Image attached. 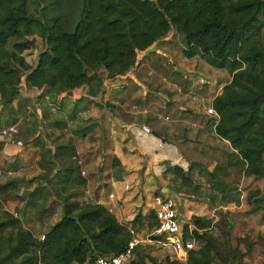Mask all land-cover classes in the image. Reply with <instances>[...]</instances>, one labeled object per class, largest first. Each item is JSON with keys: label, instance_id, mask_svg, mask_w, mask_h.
I'll return each mask as SVG.
<instances>
[{"label": "trees", "instance_id": "obj_1", "mask_svg": "<svg viewBox=\"0 0 264 264\" xmlns=\"http://www.w3.org/2000/svg\"><path fill=\"white\" fill-rule=\"evenodd\" d=\"M173 30L185 59L199 57L231 76L212 103L219 119L209 122L246 163L239 170L241 188L251 214L264 224V189H252L248 195L245 190L264 179V0H0V89L12 99L2 103L0 119L14 113L15 100L18 110L23 109V81L28 90L41 91L42 98L77 89L87 90L92 98L99 96L105 81L128 74L140 53ZM36 35L46 49L31 64L25 54L37 49ZM49 124L54 130L66 127L63 121ZM47 154L48 163L59 164L62 170L39 179L49 188L37 187L21 197L27 200L22 215L33 210L43 221L52 219L60 207L62 217L53 225L47 223V231L37 237L22 219L0 209V264H95L99 257L124 253L135 240L133 229L105 206L74 199L77 190L86 187L78 167L64 163L76 157L75 148L58 145ZM113 162L120 166L118 159ZM176 171L184 185H193L190 171L179 167ZM19 182L0 183V195L17 191ZM148 218L154 228L152 207ZM193 221L203 232L194 231V249L187 260L175 264H247L240 247L226 254L218 251L210 232L212 220L194 217ZM139 259L132 264H169L168 258L160 261L153 254Z\"/></svg>", "mask_w": 264, "mask_h": 264}, {"label": "crops", "instance_id": "obj_2", "mask_svg": "<svg viewBox=\"0 0 264 264\" xmlns=\"http://www.w3.org/2000/svg\"><path fill=\"white\" fill-rule=\"evenodd\" d=\"M172 39L170 36L159 44L166 46L171 44ZM36 45L34 54L38 57L39 52L46 49V44L40 38ZM155 53L169 57L165 49ZM147 57L140 53L136 67L125 76L105 81L102 93L95 98L88 96L85 89L59 96L46 94L42 98L41 91L28 90L23 81L20 96L25 99V104L30 102L33 109L25 105L22 110H18V100L12 103V108L15 112L21 111L16 126L24 122L23 125L32 129L33 134L19 140L0 139L1 164L10 158L20 160L22 163L17 165L20 172L34 169L40 179H43L44 173L52 172V178L62 170L61 165L52 166L48 163L51 156L47 151H55L58 145L75 148L76 157L64 162L68 167H78L86 182V187L77 190L79 194L74 198L75 201L83 205L97 203L105 206L121 224L133 229L135 239H143L152 233L155 223L148 215L155 195L174 198L179 219L185 228L193 225L194 217L210 219L215 224L218 219H214L215 214L219 213V209L209 208L208 203L202 202L203 193L195 191L196 181L202 184L203 176L208 174L212 181L205 185L204 194L208 191V199L216 206L228 205L231 201L227 199L230 196L227 193L231 192L232 186L225 177L233 174L235 168L240 170L246 165L230 143L217 136L209 122L213 118L207 115V109L212 106L214 99L231 82L228 72L210 66L215 73L200 76V79L207 81L204 84L211 82L214 88L208 105H199L196 97L190 98L192 86L162 74L155 77L151 58ZM189 61L183 58L181 66L187 67ZM192 69L187 67L180 72L186 79L200 75ZM136 98L139 104L134 102ZM46 103L52 106L50 108L47 105L53 112L66 111L68 127L65 130L70 132L67 139L55 138L50 133L54 131L53 128L48 130L50 135L41 133L43 125L58 120H42V108L47 110ZM115 158L121 167L114 166ZM178 167L183 172H191L195 181L192 189L184 185L176 171ZM218 171L224 175L215 177ZM116 172H119L118 176ZM238 184L236 189L239 194L241 192L240 201L243 205L245 194L241 184ZM37 187L47 189L49 183L41 180ZM165 189L178 195L175 197ZM52 198L55 199V196ZM57 210L60 218L54 223L52 219H37L33 222V232L37 237L47 231V223L53 225L61 219L62 209L57 207ZM137 217H140L138 221Z\"/></svg>", "mask_w": 264, "mask_h": 264}, {"label": "rangeland", "instance_id": "obj_3", "mask_svg": "<svg viewBox=\"0 0 264 264\" xmlns=\"http://www.w3.org/2000/svg\"><path fill=\"white\" fill-rule=\"evenodd\" d=\"M36 34V33H33ZM173 34V36H172ZM34 37V35H32ZM172 37L171 44H168L165 46V44H159L158 50L162 49L165 51L167 50L169 57H163L157 53H153L151 55L150 61L152 62L153 67V73L155 74V77L159 76L160 74L166 75L167 78H171L174 80H179L180 82H184L187 86H192V94L190 98L196 97L198 100V104H203L205 106L208 105V99L211 96V92L214 88L212 83L210 81V84H204V79H200L202 76H207L209 72L215 73L212 68H209L205 61L201 60V58L196 57L193 58V60L190 59L188 66L189 68H193L192 70L196 71V73H200V75H196L194 77H189V79L184 78V75L180 72L181 69L187 68L181 66L182 60L184 58L182 54V45L179 42V36L177 34L176 30H173L168 37ZM37 39H40L39 35H36ZM167 37V38H168ZM164 45V46H163ZM26 59L29 63L35 64L38 57L35 56L34 51H29L25 54ZM171 57V58H170ZM204 63V64H203ZM169 73V75H167ZM207 82V81H206ZM20 99H23V97L20 96ZM25 101V99H23ZM135 103L139 100L133 99ZM19 101V100H18ZM5 104L1 97H0V106ZM196 103V102H195ZM24 107L26 105L27 108L33 109V106L30 102L25 104L23 102ZM49 106V104H45L46 109L42 108V120L47 119H58L54 120V122L57 121H63L66 124V127L63 130H57L50 131L52 135L55 138H61V139H67L70 132L66 131L65 129L68 127L66 122V111H56L53 112L50 110L52 106ZM2 107V106H1ZM11 109L13 110L12 106ZM14 111V110H13ZM18 113V114H17ZM21 111H18L13 114H9L8 112L0 119V129L3 128H10V127H17L19 130V134L16 137L11 138V140H19L22 138H26L28 135L33 134L32 129H28L23 125L24 122H21L19 126L16 124L19 122V118L17 116L21 115ZM35 115L36 112L34 111ZM1 115V114H0ZM34 116V114L32 115ZM18 119L17 122H14L15 119ZM53 122V121H52ZM51 123V122H50ZM50 125H43V128L41 130V133H45L46 135L49 134V128ZM70 138V137H69ZM10 141V140H8ZM22 161L16 160L14 158H10L9 160L5 161L4 164H1L0 160V183H5L11 179H17L19 180V184L17 185V191L15 192H9L6 194L0 195V209H5L9 211L10 213L14 214L17 218H20L23 220V222L26 224L27 228L33 231V222L37 220V215L35 212H32L33 210L29 211L27 213V216L22 215V211L25 207L26 199L21 200V197H27V194L29 193V190H33L37 184L40 183L39 181V174L34 172V169H29L27 171L20 172V168H17V165H20ZM241 170V169H240ZM221 175H224L221 171H218L214 174L215 177H219ZM204 181L202 184H198L195 186V191L199 190L203 194L202 196V202L208 203L209 208H217L219 209V213L215 214V218H218L215 224H213L212 229L210 230L211 234L213 235L215 241L217 242V249L220 253L226 254L230 249H234L236 247H240L243 253H245L244 261L247 264H264V224H260L255 216L251 214V206L248 204V199L246 201V194L244 195L243 205L240 201V194L237 191V187H239L238 183H242L241 174L239 173V170L235 168V172L230 175H226L227 181L231 182L232 190L230 193V196H227V199H230L231 203L228 205H222V206H216L212 203V200L208 199L210 197L208 191L204 194L203 189L205 188L206 184L211 183V179L209 175L203 176ZM37 180V181H36ZM34 181H36L34 183ZM195 181H193L194 183ZM238 185V186H237ZM186 186V185H185ZM194 187V184L191 186H186L188 189H192ZM234 187V188H233ZM237 188V189H236ZM253 189L255 191L256 189L263 190L264 189V179H261L259 181H256L253 183V185L249 189H245L248 193ZM244 192V191H243ZM197 193H193L196 197H199L196 195ZM18 196V198H16ZM55 199L51 198L49 200V203L52 204ZM208 200V201H206ZM211 203H210V201ZM224 200V199H223ZM57 210V208H56ZM60 218V212L55 211V215L52 218V221L55 222ZM35 228V227H34ZM150 237L144 236L143 239L137 238L136 240L139 242V248L137 251V255H135L127 264H132V261L139 262V257L153 254L157 257H159V260L165 261L167 258L169 259V264H175L174 262H179L180 260H177V257L166 250L164 247L157 243H150ZM240 239L247 240V243L240 242ZM189 257V256H188ZM187 257V259H188Z\"/></svg>", "mask_w": 264, "mask_h": 264}, {"label": "built area", "instance_id": "obj_4", "mask_svg": "<svg viewBox=\"0 0 264 264\" xmlns=\"http://www.w3.org/2000/svg\"><path fill=\"white\" fill-rule=\"evenodd\" d=\"M207 115L218 121L219 116L213 106L207 109ZM19 134L17 127L3 128L0 130V139L9 140ZM241 186V185H240ZM129 189V186H127ZM151 204L155 212L157 224L150 234V243H157L169 252L173 253L177 260L185 261L189 253L194 249L195 240L192 238L194 231L202 233V230H196L194 225H188L186 228L180 221L177 211V204L174 198L166 195H155ZM139 242L135 239L128 249L117 256L99 257L95 264H127L132 258L135 248Z\"/></svg>", "mask_w": 264, "mask_h": 264}, {"label": "water", "instance_id": "obj_5", "mask_svg": "<svg viewBox=\"0 0 264 264\" xmlns=\"http://www.w3.org/2000/svg\"><path fill=\"white\" fill-rule=\"evenodd\" d=\"M162 40H158V41H156V43L154 44V46L151 48V49H148L147 51H145L144 52V54H145V56L147 57V56H149L150 54H152V53H155V52H157V48H158V45H159V43L161 42ZM0 97H1V99H2V101L4 102V103H6V102H9V101H11L12 99H11V97H8L7 95H6V93L2 90V89H0ZM166 191H168L169 193H172L175 197L178 195L176 192H174V191H171V190H168V189H165Z\"/></svg>", "mask_w": 264, "mask_h": 264}]
</instances>
